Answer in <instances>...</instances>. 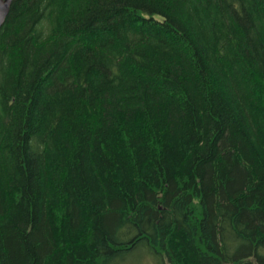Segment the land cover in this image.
Listing matches in <instances>:
<instances>
[{
    "label": "trees",
    "instance_id": "trees-1",
    "mask_svg": "<svg viewBox=\"0 0 264 264\" xmlns=\"http://www.w3.org/2000/svg\"><path fill=\"white\" fill-rule=\"evenodd\" d=\"M264 264V0H13L0 28V264Z\"/></svg>",
    "mask_w": 264,
    "mask_h": 264
},
{
    "label": "rangeland",
    "instance_id": "rangeland-1",
    "mask_svg": "<svg viewBox=\"0 0 264 264\" xmlns=\"http://www.w3.org/2000/svg\"><path fill=\"white\" fill-rule=\"evenodd\" d=\"M125 264H162L161 261L153 256L146 254L144 251L139 250L138 254H134L127 258Z\"/></svg>",
    "mask_w": 264,
    "mask_h": 264
},
{
    "label": "water",
    "instance_id": "water-1",
    "mask_svg": "<svg viewBox=\"0 0 264 264\" xmlns=\"http://www.w3.org/2000/svg\"><path fill=\"white\" fill-rule=\"evenodd\" d=\"M13 0H0V28L6 20Z\"/></svg>",
    "mask_w": 264,
    "mask_h": 264
}]
</instances>
